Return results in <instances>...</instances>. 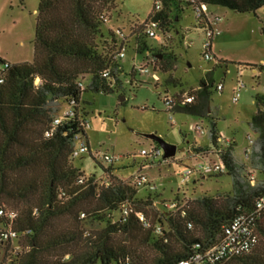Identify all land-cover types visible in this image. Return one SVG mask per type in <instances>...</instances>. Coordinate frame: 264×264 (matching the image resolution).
Masks as SVG:
<instances>
[{"label":"trees","instance_id":"obj_1","mask_svg":"<svg viewBox=\"0 0 264 264\" xmlns=\"http://www.w3.org/2000/svg\"><path fill=\"white\" fill-rule=\"evenodd\" d=\"M117 1L39 0L33 61L0 60V210L4 212L0 264H179L217 247L225 228L238 216L254 213L264 198V95L255 96L258 111L248 125L256 139L246 149V161L240 162L234 156L235 139L218 129L210 107L214 88L210 80L187 93L170 94L166 89L163 102L169 113L208 122L210 145L193 143L190 149L198 156L212 154L223 163V173L203 177L229 175L232 194L163 201L155 194L158 188L151 190L154 182L135 181L141 172L122 180L115 174L117 162L104 167L90 150L85 155H91L103 175L87 174L76 166L74 137H86L82 123L87 113L80 110L83 95H110L124 87L120 54L130 35L120 29L104 30ZM195 1L209 9L254 16L264 7V0ZM192 7L190 0H154L148 19L132 26L135 52L146 61L132 70L133 81L146 75L145 66L162 74L175 69L176 57L161 51L164 41L160 49L150 48L146 27L156 21L160 36H166L184 12L193 13ZM195 20L203 32L211 28L208 17ZM252 68L264 73V65ZM158 82L156 87H162ZM169 84L179 85L173 78L165 82L166 88ZM186 95L193 96V102L186 103ZM168 97L173 99L170 109L165 103ZM68 108L75 116L63 117L54 126ZM161 160L167 162L163 156ZM10 232L15 237H5ZM254 233L257 243L250 250L216 264H264V212L256 215Z\"/></svg>","mask_w":264,"mask_h":264},{"label":"rangeland","instance_id":"obj_2","mask_svg":"<svg viewBox=\"0 0 264 264\" xmlns=\"http://www.w3.org/2000/svg\"><path fill=\"white\" fill-rule=\"evenodd\" d=\"M116 3L117 9L108 15L112 18L104 30L120 29L130 35L122 60L124 87L110 95L91 92L83 95L80 110L87 113L86 139L90 154L98 157L104 167L108 166L103 160L105 155L121 157L115 164L116 176L129 180L141 172L155 183L159 189L155 194L163 201H172L177 196L194 199L201 195L232 194V180L227 174L210 179L195 173L187 183H182L183 170L196 165V159L189 151L190 145H210L208 122L193 115L167 112L163 98L166 89L170 94L181 90L187 93L197 89L202 81H212L210 107L216 115L218 129L224 137L235 139L234 156L245 162L248 138L256 139L248 125L258 111L255 96L264 95V74L252 68L264 65V7L256 16L221 8L219 27L222 35L215 37L216 58L211 62L203 58L206 35L196 28L194 14L186 11L181 15L179 26L173 27L166 36L162 35L160 40L164 41L161 51L176 57L175 69L162 74L150 67L151 74L137 76L133 81L132 70L144 66L146 61L135 52L132 26L148 19L154 0H118ZM38 6L39 0H0L1 61L9 64L33 61ZM148 45L157 50L161 42L149 39ZM155 76L162 87H156ZM171 78L179 85L169 84L166 88L165 82ZM240 82L243 84L239 90ZM220 84L224 87L221 93L217 91ZM238 92L239 101L234 103L233 98ZM170 114L176 124L170 122ZM196 123L203 125L205 134L189 130ZM150 134L177 146V155L167 162L151 156L146 160L141 155L142 150L150 151L155 144L146 138ZM90 154L77 159L76 166L87 174L102 176L103 170L96 166ZM149 162L152 164L146 165Z\"/></svg>","mask_w":264,"mask_h":264},{"label":"built area","instance_id":"obj_3","mask_svg":"<svg viewBox=\"0 0 264 264\" xmlns=\"http://www.w3.org/2000/svg\"><path fill=\"white\" fill-rule=\"evenodd\" d=\"M190 3H192L193 7V14L195 19L202 20L204 16L208 17L209 22L211 24V28L207 29L205 33V40H204V53L203 58L206 61H213L214 56L212 54L211 48H212V41L215 37L219 36L221 34L218 24L219 19L217 18H211L209 7L206 4L197 3L195 0H190ZM161 3H156V9L160 10ZM146 35L151 39L161 40V36L158 32V23L156 21H151L146 27ZM125 51L126 49L123 48L121 50L120 57H125ZM6 68L9 67L8 64L5 66ZM142 73L149 75L151 73L150 68H147L146 66L143 67ZM2 77L0 75V83L2 82ZM241 89V85L239 87V90ZM223 90V85L217 86V91L221 92ZM240 98V93L238 92L234 98L233 102L237 103ZM194 97L191 95L185 96V102L191 103L193 102ZM165 103L167 107L170 109L171 105L173 104V99L168 97L165 99ZM75 116V113L72 109H66L62 117L58 118L54 122V126H58L63 117L66 118H73ZM170 122L172 124H176L175 119L173 115L170 114ZM83 127L87 129L88 123L87 120L83 121L82 123ZM190 131L196 132L199 134H205L206 130L201 124H197L194 126H190ZM52 134V131H49L47 133V136H50ZM252 143V140L250 141ZM250 143V144H251ZM90 150L89 143L82 134H76L74 137V150H73V156L75 158H80L81 156L88 153ZM141 155L143 156H151L154 159L161 158L163 156V150L159 145H152L150 148V151L142 150ZM121 157L113 158L108 155H105L103 157V160L107 162L108 164L119 162ZM200 172L202 175L206 174H218L223 173L225 171V166L223 163H209L206 162L205 164L199 165L197 168H185L181 174L182 183H187L195 172ZM136 182L138 183H146L147 177L144 174L137 175ZM151 190L155 191L157 190L156 185L151 186ZM264 212V198L258 202L257 204V210L250 214V215H240L238 216L234 222L225 228V238L222 243H220L217 247L210 249L206 251L205 253L201 254H195L191 259L183 260L179 264H216L223 258L230 256V255H237L242 254L248 250H250L256 243H257V237L254 233V227L256 222V215L259 213ZM3 210H0V215H3ZM10 217L14 218V215H9ZM142 218V217H141ZM143 219V218H142ZM15 233L10 232L9 235H5V237H15Z\"/></svg>","mask_w":264,"mask_h":264},{"label":"crops","instance_id":"obj_4","mask_svg":"<svg viewBox=\"0 0 264 264\" xmlns=\"http://www.w3.org/2000/svg\"><path fill=\"white\" fill-rule=\"evenodd\" d=\"M221 8H210L209 9V12H210V17L211 18H217V19H219L220 18V12H221ZM185 13V12H184ZM183 13V14H184ZM180 20H181V17H180V19H179V22H180ZM179 26V25H178ZM218 28H219V30H220V32H221V34L219 35V36H221L222 35V30H221V28L219 27V24H218ZM177 32V34H179V32L178 31H176ZM185 39V38H184ZM159 41V40H158ZM159 42H161V43H163L162 41H159ZM215 42H216V39L214 38V40L212 41V48H211V51H212V54H213V56H214V58H216V55L214 54V47H215ZM255 71H258L257 69H254ZM261 74H264V73H262V72H260ZM151 74V73H150ZM155 80H159L158 79V77L157 76H155V78H154ZM241 84H243L242 82H240V85ZM240 85H239V87H240ZM223 90H224V87H223ZM222 90V91H223ZM221 91V92H222ZM220 92V93H221ZM256 114V113H255ZM197 124H201V123H196V124H194V125H197ZM193 125V126H194ZM202 125V124H201ZM203 126V125H202ZM229 139V138H228ZM248 141H249V145H250V141H251V139H250V137L248 138ZM193 144V143H192ZM195 144V143H194ZM156 145V144H155ZM197 145V144H196ZM204 146H207V145H204ZM190 151V153H192L191 152V149L189 150ZM246 153V152H245ZM192 156L196 159L195 160V162H196V167H198L199 165H202V164H205L206 162H209V163H218V162H220L219 160H218V158L216 157V156H214V155H212V154H208V155H205V156H198V155H194L193 153H192ZM200 158H202L203 159V161H201V159ZM192 167V168H196V167ZM117 170V169H116ZM195 173H197V174H199V176H203L202 175V173H200V172H195ZM194 173V174H195ZM158 188V187H157ZM159 190V189H158Z\"/></svg>","mask_w":264,"mask_h":264},{"label":"water","instance_id":"obj_5","mask_svg":"<svg viewBox=\"0 0 264 264\" xmlns=\"http://www.w3.org/2000/svg\"><path fill=\"white\" fill-rule=\"evenodd\" d=\"M146 138L157 143L163 150V159L168 160L172 159L177 155L178 148L175 145H172L166 142L164 139L160 138L155 134L146 135Z\"/></svg>","mask_w":264,"mask_h":264}]
</instances>
